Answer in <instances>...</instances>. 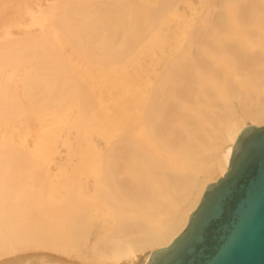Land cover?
<instances>
[{"label": "bare ground", "instance_id": "bare-ground-1", "mask_svg": "<svg viewBox=\"0 0 264 264\" xmlns=\"http://www.w3.org/2000/svg\"><path fill=\"white\" fill-rule=\"evenodd\" d=\"M150 1L0 0V262L146 264L264 125V0Z\"/></svg>", "mask_w": 264, "mask_h": 264}, {"label": "water", "instance_id": "water-1", "mask_svg": "<svg viewBox=\"0 0 264 264\" xmlns=\"http://www.w3.org/2000/svg\"><path fill=\"white\" fill-rule=\"evenodd\" d=\"M0 264H66L33 254ZM146 264H264V125L237 136L226 173L206 186L185 228Z\"/></svg>", "mask_w": 264, "mask_h": 264}, {"label": "rangeland", "instance_id": "rangeland-1", "mask_svg": "<svg viewBox=\"0 0 264 264\" xmlns=\"http://www.w3.org/2000/svg\"><path fill=\"white\" fill-rule=\"evenodd\" d=\"M16 1H21V4L19 5L21 7V9H24L25 7L28 6V4L30 5V1L31 0H26L24 2V0H11V3H15ZM158 0H152L150 1L151 5H154ZM28 3V4H27ZM1 5V3H0ZM178 7L180 8V10L178 11V14H180V21L182 22L184 20V17L182 16L183 14V5L181 3H178ZM3 10L0 9V15L2 13ZM28 16L25 17L26 21L30 20V19H27ZM52 18V15L50 14H43L41 15L40 17H37L35 19V22H34V25H35V28H41L43 24L45 23H48V20ZM174 18H171L169 16H167L164 20V22H172ZM163 22V23H164ZM159 24V23H158ZM1 33V31H0ZM12 33H13V36L15 37L16 36V30L13 29L12 30ZM162 39H164V37L162 36L161 37ZM154 44H157L155 42H152L150 43L149 45V49H155L153 48V45ZM168 52L165 51V56ZM40 66V65H39ZM81 66V65H80ZM79 65L75 68V70H80L81 67ZM15 76V75H14ZM16 82H18L16 80ZM21 83H19L18 85H20ZM20 102V99L14 101L12 104L13 105H17L18 103ZM55 109V120H57V123L58 124H62L60 123L62 121V118L64 117L65 113H63L60 109V107H54ZM23 117V115H17V119L18 118H21ZM84 121V119L81 117L79 119V124H82ZM101 125H105V121L102 119V118H98L94 123H93V126H101ZM249 125H256L254 123H251V122H245L244 125L242 126V128L244 129L245 127L249 126ZM59 131H57L53 136H50L49 137V141L47 142V146L43 149L45 151V153H51L55 150H58V153L62 154L63 156L65 155L66 153V148L64 146H62V143L64 141V138H65V135H66V131L65 129L62 127V126H59ZM57 129V130H58ZM242 129V130H243ZM29 134L28 131H26L25 129H22L21 132L19 134H17L15 136L16 140L19 141L21 144H23V142H29V139L26 138L25 136ZM70 138V137H69ZM96 141H99V137L96 136L94 133L91 135L90 139L88 141H84L83 142V146H84V150H83V153L84 154H88V153H91V151H94V148L92 147L91 149L89 148V145H90V142H96ZM22 146V145H21ZM98 161V159L95 161V163ZM83 163H89V161H84Z\"/></svg>", "mask_w": 264, "mask_h": 264}]
</instances>
